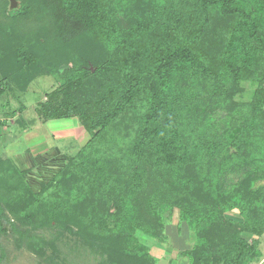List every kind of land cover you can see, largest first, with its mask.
Wrapping results in <instances>:
<instances>
[{
	"label": "trees",
	"instance_id": "16d2710c",
	"mask_svg": "<svg viewBox=\"0 0 264 264\" xmlns=\"http://www.w3.org/2000/svg\"><path fill=\"white\" fill-rule=\"evenodd\" d=\"M17 1L10 10L0 0L2 81L25 92L36 76L59 77L37 112L77 117L89 141L37 191L28 170L0 160V232L37 251L52 244L38 233L73 226L99 263L151 264L134 236L164 240L167 205L192 226L197 215L207 221L189 264L260 258L242 235L264 234V87L248 104L235 97L243 82L260 83L264 0ZM217 110L242 117L220 134L209 122ZM219 153L227 157L220 171L206 167L213 174L253 171L229 190L203 181L194 160L213 166ZM162 179L173 186L168 201Z\"/></svg>",
	"mask_w": 264,
	"mask_h": 264
},
{
	"label": "rangeland",
	"instance_id": "374dc122",
	"mask_svg": "<svg viewBox=\"0 0 264 264\" xmlns=\"http://www.w3.org/2000/svg\"><path fill=\"white\" fill-rule=\"evenodd\" d=\"M16 2L19 6L17 0ZM122 10L121 7L119 11ZM41 75L33 78L25 92H20L11 80L2 81L0 74V87L4 92L0 95V160H11L17 168L28 170L26 182L34 191L38 190L40 182L49 180L63 165L64 156L76 154L89 141V136L81 128L77 117L45 120L37 112L40 104L47 101L48 95L63 86L59 77ZM255 75L260 83L243 82L242 92L235 97L237 103L248 104L253 100L255 92L264 87V63L261 71L255 72ZM241 117L240 112L228 113L225 110H217L209 122L213 129L222 134L229 127L232 118ZM224 154L219 153L216 156L213 166L205 158H197L193 162V169L203 181H222L224 190H229L231 185L244 178L245 172H251L253 169L237 170L231 166H224L219 176L206 169L209 166L215 171H220L221 161L227 157ZM160 183V189L168 201L173 186L168 179H162ZM159 211L164 225L162 234L164 240L136 232L134 238L137 244L144 247L145 252L152 258L151 264H189V258L185 253L195 249L196 245L203 241L199 239L198 233L207 225L205 217L197 215L192 226L182 220L177 206L170 208L161 205ZM223 216L226 219L240 221L235 213H225ZM4 227L9 226L4 224ZM76 233L77 229L73 226L40 232L38 235L52 244L42 250L31 251L19 247L18 237L11 231L0 232V264H106L99 263L100 257L93 255L89 246L83 239L77 237ZM242 237L247 243L253 240L258 242L260 258L249 264H264V234L257 237L244 233Z\"/></svg>",
	"mask_w": 264,
	"mask_h": 264
},
{
	"label": "water",
	"instance_id": "95a60500",
	"mask_svg": "<svg viewBox=\"0 0 264 264\" xmlns=\"http://www.w3.org/2000/svg\"><path fill=\"white\" fill-rule=\"evenodd\" d=\"M9 4H10L9 7L11 10H15L18 6L16 0H9Z\"/></svg>",
	"mask_w": 264,
	"mask_h": 264
}]
</instances>
